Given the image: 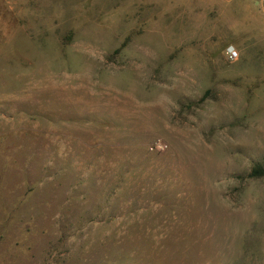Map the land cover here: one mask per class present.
<instances>
[{"label":"rangeland","instance_id":"rangeland-1","mask_svg":"<svg viewBox=\"0 0 264 264\" xmlns=\"http://www.w3.org/2000/svg\"><path fill=\"white\" fill-rule=\"evenodd\" d=\"M264 0H0V264H264Z\"/></svg>","mask_w":264,"mask_h":264},{"label":"trees","instance_id":"trees-1","mask_svg":"<svg viewBox=\"0 0 264 264\" xmlns=\"http://www.w3.org/2000/svg\"><path fill=\"white\" fill-rule=\"evenodd\" d=\"M250 175L252 177H264V164L257 163L253 166Z\"/></svg>","mask_w":264,"mask_h":264}]
</instances>
